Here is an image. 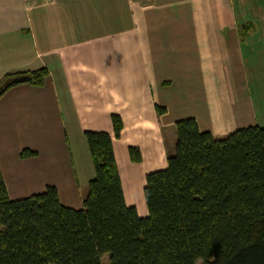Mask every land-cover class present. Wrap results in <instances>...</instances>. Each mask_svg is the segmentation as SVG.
Segmentation results:
<instances>
[{
    "label": "crops",
    "instance_id": "crops-1",
    "mask_svg": "<svg viewBox=\"0 0 264 264\" xmlns=\"http://www.w3.org/2000/svg\"><path fill=\"white\" fill-rule=\"evenodd\" d=\"M228 60L239 81H229ZM260 62L264 0H0V83L8 73L48 71L42 87L18 84L0 98V172L10 198L55 186L64 205L81 208L94 176L85 132L114 137L118 115L113 149L125 200L147 217L146 177L167 168L177 121L195 118L217 137L264 126L256 112L264 98L255 100L240 73ZM25 149L38 155L21 158Z\"/></svg>",
    "mask_w": 264,
    "mask_h": 264
},
{
    "label": "trees",
    "instance_id": "trees-1",
    "mask_svg": "<svg viewBox=\"0 0 264 264\" xmlns=\"http://www.w3.org/2000/svg\"><path fill=\"white\" fill-rule=\"evenodd\" d=\"M239 30L244 38L248 25ZM47 75L8 73L0 98L18 84L42 87ZM19 76L29 79L14 82ZM111 120L119 138L122 119ZM175 128L167 168L146 177L147 217L126 203L107 132H85L94 176L79 209L64 205L55 186L11 199L0 172V264H264V126L222 137L195 118ZM37 155L25 149L21 158ZM129 155L142 161L136 147Z\"/></svg>",
    "mask_w": 264,
    "mask_h": 264
},
{
    "label": "rangeland",
    "instance_id": "rangeland-1",
    "mask_svg": "<svg viewBox=\"0 0 264 264\" xmlns=\"http://www.w3.org/2000/svg\"><path fill=\"white\" fill-rule=\"evenodd\" d=\"M253 49L256 51L258 50V47L256 46ZM253 49H251V51H254ZM243 50H244L243 54L244 56H246V59L247 58L251 59V63L254 62L255 57L253 58L249 57L251 52L249 53L246 50V47H243ZM242 68H241L240 73L246 77L247 83L250 85L253 97L255 98L257 102H259L261 98H264V63L260 62V63L255 64L250 74L248 73L249 70L247 69L246 75L242 73ZM226 74H227L229 81L233 80L235 82L236 79L239 81V76L238 74L235 73L234 68L231 66L229 60L227 61ZM229 81H228V84H229ZM256 112H259L261 114V113H264V110L262 108H258ZM248 113L249 112L247 111L236 112L235 113L236 119L234 121H236L237 124H241L242 122L246 120L245 115L248 116ZM169 149L171 150V148ZM103 260H104V264H107V261H106L107 258L104 257ZM198 264H203V261H199Z\"/></svg>",
    "mask_w": 264,
    "mask_h": 264
},
{
    "label": "water",
    "instance_id": "water-1",
    "mask_svg": "<svg viewBox=\"0 0 264 264\" xmlns=\"http://www.w3.org/2000/svg\"><path fill=\"white\" fill-rule=\"evenodd\" d=\"M29 79L28 76H19V77H16L14 80V82H25ZM5 89V85L1 86L0 87V94L1 92H3V90Z\"/></svg>",
    "mask_w": 264,
    "mask_h": 264
}]
</instances>
